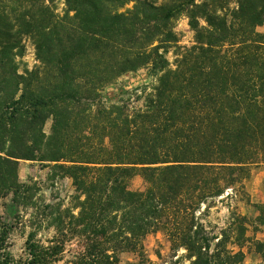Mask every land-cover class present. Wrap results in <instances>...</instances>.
I'll use <instances>...</instances> for the list:
<instances>
[{
	"label": "trees",
	"instance_id": "16d2710c",
	"mask_svg": "<svg viewBox=\"0 0 264 264\" xmlns=\"http://www.w3.org/2000/svg\"><path fill=\"white\" fill-rule=\"evenodd\" d=\"M62 1L58 14L57 0H0V198L27 199L16 177L27 161L68 179L75 203L42 208L58 238L42 246L29 233L25 264L54 263L64 228L84 243L72 264L142 259V240L156 232L187 264L264 257V243L247 236L264 229V183L253 219L227 207L221 227L205 220L244 194L248 166L264 165V35L255 31L264 0ZM179 15L193 38L185 48L172 30ZM24 38L38 66L18 74ZM138 70L152 79L141 105L127 104L135 90L106 104L102 88ZM133 178L141 189H130ZM7 228L0 220L6 258Z\"/></svg>",
	"mask_w": 264,
	"mask_h": 264
},
{
	"label": "rangeland",
	"instance_id": "374dc122",
	"mask_svg": "<svg viewBox=\"0 0 264 264\" xmlns=\"http://www.w3.org/2000/svg\"><path fill=\"white\" fill-rule=\"evenodd\" d=\"M154 5L163 4V0H145ZM56 13L60 14L63 10V1L57 0ZM131 4L125 5L121 12L130 9ZM172 30L176 36L178 47H189L192 44V33L189 31L186 19L179 15L172 22ZM257 33L264 35V26L255 28ZM23 54L20 58L14 59V66H17V73L21 74L24 70L29 72L34 66H38L34 60V51L31 42L24 38L22 40ZM165 58L169 64H172V52L168 50ZM151 78L146 77L144 70H138L134 73H127L120 76L115 82L105 86L101 90L102 98L106 104L124 101L126 95L124 92L134 91L127 104L130 107L141 105L142 88H147L151 83ZM136 96V97H134ZM49 121L43 125V133H49ZM17 182L28 187L23 198L18 204L11 201L10 195L0 198V220L6 224L7 236L5 240L6 257H0V264H25L27 256L24 243L29 233L33 234L31 242L46 246L53 238H58L54 228L50 227L52 218L48 219L47 211L43 210L45 206H52V209L62 210L70 209L75 205L71 200L73 190L70 181L61 178L59 174L52 170L50 166L39 165L34 162L19 161L16 170ZM263 183H264V165H250L247 168V178L243 183L244 194L233 197L230 201L216 204L211 208L205 220L217 228L221 227L227 218L229 210L245 216L247 219H253L256 215L253 209L263 201ZM130 189H141V181L133 178L130 182ZM25 204V205H24ZM74 214V211H72ZM66 232V240L63 243L62 252L56 257L52 264H72L75 258L83 253L84 243L79 237L69 236L68 228L63 229ZM63 232V233H64ZM248 237H254L257 241L264 243V229L258 228L256 232L250 229L247 232ZM143 257L137 258L130 253L117 254V264H187L182 259L183 251L173 254L169 250V245L164 236L159 233H151L142 240ZM241 264H264V257L254 254L252 251L245 254Z\"/></svg>",
	"mask_w": 264,
	"mask_h": 264
}]
</instances>
